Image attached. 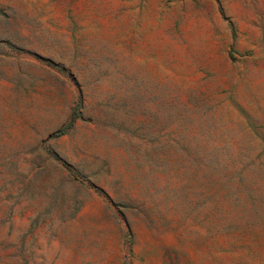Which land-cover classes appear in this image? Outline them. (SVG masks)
<instances>
[{"label":"rangeland","instance_id":"rangeland-1","mask_svg":"<svg viewBox=\"0 0 264 264\" xmlns=\"http://www.w3.org/2000/svg\"><path fill=\"white\" fill-rule=\"evenodd\" d=\"M0 264H264V0H0Z\"/></svg>","mask_w":264,"mask_h":264},{"label":"trees","instance_id":"trees-1","mask_svg":"<svg viewBox=\"0 0 264 264\" xmlns=\"http://www.w3.org/2000/svg\"><path fill=\"white\" fill-rule=\"evenodd\" d=\"M63 134V132H59L58 134H56L57 136H59V135H62Z\"/></svg>","mask_w":264,"mask_h":264}]
</instances>
